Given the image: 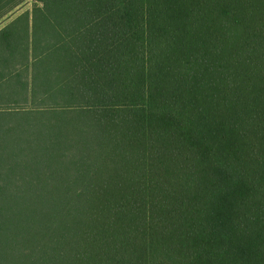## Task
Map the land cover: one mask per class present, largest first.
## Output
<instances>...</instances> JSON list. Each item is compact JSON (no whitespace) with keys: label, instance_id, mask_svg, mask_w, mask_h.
I'll return each mask as SVG.
<instances>
[{"label":"trees","instance_id":"trees-1","mask_svg":"<svg viewBox=\"0 0 264 264\" xmlns=\"http://www.w3.org/2000/svg\"><path fill=\"white\" fill-rule=\"evenodd\" d=\"M36 1L30 101L0 32V264H264V0Z\"/></svg>","mask_w":264,"mask_h":264},{"label":"crops","instance_id":"crops-1","mask_svg":"<svg viewBox=\"0 0 264 264\" xmlns=\"http://www.w3.org/2000/svg\"><path fill=\"white\" fill-rule=\"evenodd\" d=\"M17 1V0H16ZM14 1V2H16ZM36 1V0H34ZM12 2V4L14 3ZM11 4L6 6L4 9L9 7ZM35 5V4H34ZM41 6V5H40ZM36 7V6H35ZM34 7V8H35ZM33 8V10H34ZM0 11V32L4 29L10 27L9 32L14 33L13 40L18 43L22 39H28L24 44L19 46L15 52L10 54L7 57V63L9 60H16L17 64H21L22 62H27L28 66H26L23 71L21 72V77L24 83H28V98L29 101L32 99L33 96V85H32V72H33V63H34V55H33V32H34V19H33V10L32 12H24V13H6L5 11ZM25 15L24 18L21 16ZM10 37V35H9ZM8 37V40H9ZM4 37L0 38V44L3 43ZM7 40V43L9 41ZM18 41V42H17ZM14 43V44H16ZM4 47L8 48V45L3 43L0 45V48ZM10 48V47H9ZM7 50V49H6Z\"/></svg>","mask_w":264,"mask_h":264},{"label":"rangeland","instance_id":"rangeland-1","mask_svg":"<svg viewBox=\"0 0 264 264\" xmlns=\"http://www.w3.org/2000/svg\"><path fill=\"white\" fill-rule=\"evenodd\" d=\"M37 5H39V3L37 1H34V0H17L13 4L11 3V5L9 7H7L6 9H4V8L3 9L8 14H10V13H24V12H32L33 8ZM3 9L1 11H3Z\"/></svg>","mask_w":264,"mask_h":264}]
</instances>
